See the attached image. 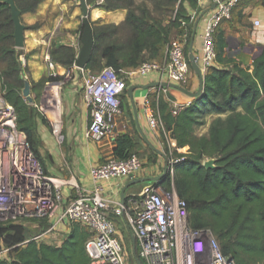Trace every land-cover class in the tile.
Wrapping results in <instances>:
<instances>
[{
    "label": "trees",
    "instance_id": "1",
    "mask_svg": "<svg viewBox=\"0 0 264 264\" xmlns=\"http://www.w3.org/2000/svg\"><path fill=\"white\" fill-rule=\"evenodd\" d=\"M4 1L0 0V64L6 61L0 72L4 98L15 111L17 128L26 134L32 152L48 174L46 161L40 154L42 141L38 132V121L44 120L22 97L24 84L19 74L20 57L14 48L13 24ZM43 1L14 0L22 15L34 12ZM162 1L170 7L178 5L172 21L154 20L146 9L137 14L133 0H105L101 7L107 10L124 7L128 16L120 27L90 24L94 50L84 71L99 73L107 68L119 76L122 72L136 69L143 59L160 60L171 41L172 32L182 29L188 32V44L185 45L187 59L196 21L192 20L191 13H200L197 0ZM242 3L256 5L257 2L240 0L233 12ZM257 4L264 8V0ZM237 17H241V12ZM226 21L215 32L218 67L203 75L201 96L188 106H180L175 113L161 96L153 106L162 124V137L175 141L176 152L183 151L175 158H184L174 167L173 177L167 173L159 185L169 190L173 182L178 198L186 205L190 229L210 231L223 256L232 258L235 264H264V45L251 70L226 58L225 39L220 32ZM84 23H81L80 34ZM117 32L126 34V40L121 43L116 40ZM51 49L52 61L65 69L74 65L76 54L70 47L52 46ZM10 78L12 81H8ZM47 81V78H42L37 83L31 82V94ZM126 90L121 103L126 99ZM169 92L172 91L167 90V99L174 101ZM208 115L217 117L205 135L196 136V127ZM223 115L225 118L221 119ZM140 141L137 131L135 137L119 135L115 139L113 157L126 160L136 155ZM147 150L155 157L150 162L155 161L157 155L151 149ZM211 159L215 160L214 168L207 170L203 163ZM32 221L37 224L38 234L47 226L46 221ZM124 229L130 236V232ZM29 239L31 234L24 224L0 226V242L11 249L9 260H0V264H96L87 251L91 234L83 227L71 226L59 247L36 242L25 244ZM137 254L136 246L135 257Z\"/></svg>",
    "mask_w": 264,
    "mask_h": 264
},
{
    "label": "built area",
    "instance_id": "2",
    "mask_svg": "<svg viewBox=\"0 0 264 264\" xmlns=\"http://www.w3.org/2000/svg\"><path fill=\"white\" fill-rule=\"evenodd\" d=\"M104 1L90 3L84 0V3L93 9ZM239 1L212 0L214 13L203 31L200 54L195 55L203 75L216 66L215 32L223 21L230 19ZM258 26L259 23L254 22V27ZM185 45L180 38L172 39L166 46L163 63H141L136 69L125 72L127 79H143L159 74L165 82L185 88L192 72L186 59ZM66 70L70 72L67 71L62 80L54 82L50 80L54 77L50 76L38 98H33L31 94L32 104L24 99L51 127L56 146L59 147L63 140L61 90L75 71L80 74L89 118L86 138L96 142L115 140V120L126 90L125 81L107 68L88 74L74 64ZM145 106L148 129L155 134L159 128L162 129V124L158 114L149 108V102L146 101ZM178 109L179 106L175 107L173 113ZM166 161L167 173L173 177L174 167L184 158L168 156ZM143 169L144 163L135 154L126 160L111 157L92 167L90 176L96 183L136 180L140 179ZM59 210L62 220L70 228L77 225L90 232L88 245L93 253L88 251V245L87 251L96 264H132V257L118 233L119 220L135 239L139 264H235L232 258L222 255L210 231L190 229L186 205L178 198L174 188L167 192L159 182L148 183L139 194L126 197L123 204L112 205L101 196L99 187L86 193L73 177L63 179L46 174L32 152L26 134L17 128L15 111L0 88V226L21 224L27 220L46 221V228L25 244H49L55 229L47 222ZM203 233L204 237H199ZM10 250L4 248L2 251L8 253Z\"/></svg>",
    "mask_w": 264,
    "mask_h": 264
},
{
    "label": "crops",
    "instance_id": "3",
    "mask_svg": "<svg viewBox=\"0 0 264 264\" xmlns=\"http://www.w3.org/2000/svg\"><path fill=\"white\" fill-rule=\"evenodd\" d=\"M93 1L87 0L90 3ZM133 2L135 6L138 5L135 0ZM197 3L200 9L198 16L202 12L206 11L207 13L199 21L196 29L193 45V52L196 56L200 54L203 31L215 9L212 0H197ZM82 6L80 0H44L37 6L34 12L21 15L23 25L28 28L24 33L23 51L29 57L27 66L29 76L33 82H38L40 79L49 78L50 76L62 80L65 78L66 72H70V70H66L49 58V49L52 46L54 48L61 46L70 47L77 58L81 47L82 34H80L79 29L81 26ZM85 7L88 10L89 23L95 27L108 25L120 27L125 23L128 16V10L124 7L109 10L101 6L89 9L87 4H85ZM195 14L196 12H192L191 17ZM254 22H258L259 26L254 27ZM33 26H37V28L35 30L29 29ZM220 32L223 33L225 39L224 56L235 60L242 68H250L251 70L253 61L260 56L264 45V8L262 6L252 7L247 5L242 8L240 18L237 17L236 12H233L231 20L226 21L222 25ZM176 35L175 32H172L170 40L177 38ZM164 55L165 50L163 57ZM50 64L53 66L52 69H50ZM216 67L218 66L216 65ZM127 80V88L134 85L165 82V79H161L159 74H152L143 79ZM70 82L68 88L64 90L65 104L63 111L65 115L64 119L67 122L63 124L62 128V133L64 134L62 138L63 140L66 139L67 144L63 149L60 147V151H58L60 155L57 152V155H59L57 158L58 162L61 163L62 167L66 168L68 173L62 169L63 173L61 174L66 177L69 174V178L73 177L78 182L82 191L86 193L94 192L99 187L101 189V196L108 199L112 205L120 203L121 191L130 182L129 179L96 183L90 176V169L92 167L113 157L112 151L115 146V140L96 142L86 138L85 133L89 127V118L83 100L79 72H72ZM185 88L192 93L197 92L199 88L198 79L192 72L189 76L188 85ZM166 94L167 90L164 91L161 88L136 90L133 94V103L129 101L126 95V104L120 107V112L115 120V139L119 135L124 134L135 137L137 120L148 141L156 149L160 150V144L162 138H164L162 137L163 130L159 128L155 134L150 133L147 124L148 111L145 102H149V108L156 112L153 106L157 103L160 96L169 104L171 109L178 106H188L195 100L177 91H172L169 94L174 98V101H169ZM170 143L173 147L176 144L174 140H170ZM139 145L146 150L149 148L142 139ZM143 163L144 169L140 178L160 176L165 165L164 160L158 156L150 165L148 161ZM144 186L135 185L129 187L125 192V198L139 194ZM61 215L62 212L59 210L47 222L55 229L54 234L50 237V241H54L56 244L60 243V245L70 232L69 225L62 220ZM91 249L90 245H88V251L93 253ZM129 255L133 259L132 264L139 263L132 254L131 243Z\"/></svg>",
    "mask_w": 264,
    "mask_h": 264
},
{
    "label": "rangeland",
    "instance_id": "4",
    "mask_svg": "<svg viewBox=\"0 0 264 264\" xmlns=\"http://www.w3.org/2000/svg\"><path fill=\"white\" fill-rule=\"evenodd\" d=\"M255 1L257 3L258 2L260 3L261 0H255ZM135 2H137V4H138V5L135 6V10H136L137 14L140 15L141 14V10L142 9H146L147 12L149 13L150 17L152 19H154V20L166 19L167 21L168 20L172 21L174 19V17H175V11H176V8L178 6V5H174V6L170 7V6H168L167 2L162 1V0H135ZM257 3H256V5H254V3H252V4L251 3H242V4H240V6H238L236 8L235 11L237 12V15H238V14H240L242 8H244L245 6L250 5L252 7H257L259 5ZM197 18H198V13H196L195 16H194V19H197ZM83 21L84 22H89V14H88V10L85 7V5L82 6L81 23ZM174 32H175V34H177L176 37L180 38L182 41H184V43L187 46V44H188V41H187L188 32H187V30H185V29L183 30L182 29V30H179L178 32L177 31H174ZM126 37H127L126 34H124L123 32H117V34H116V36L114 38L116 40L120 41V43H121L123 39L126 40ZM15 50L19 53V57H20L19 58V74H20V76L23 75V77L27 81L33 82L31 80V77L29 76V71H28V66H27V61H28L29 57L26 54H24L23 49H15ZM51 50L52 49L50 47V49H49V58L50 59L52 58L51 54H50ZM187 55H188V53H187ZM164 60H165V58H163V59L161 58V60H158V62L159 63H163ZM144 62H151V60L146 58V59L142 60V63H144ZM5 64H6V61H4L2 64H0V72H1L2 68L5 66ZM88 74H96V73L89 72ZM118 77L125 81L126 86L128 85V80H127V76H126L125 72L120 73ZM53 79H55L54 82L58 81V79H56V78H53ZM8 81H12V78H10V80H8ZM33 83H37V82H33ZM70 83H71L70 81H67L66 83H64L63 87H62V90H61V98H62L63 108H64V104H65V97H64L65 92H64V90L66 88H68ZM44 84H43V86L40 89L32 92L33 98H35L36 96H39L42 93ZM0 88H1V91L4 92L2 90L1 80H0ZM125 104H126V99H123L122 103L120 104V107H122ZM64 116L65 115H64V111H63L62 112V122H63V124L67 122L66 119H64ZM216 117L217 116H215V115H208L205 118L201 119L200 125L197 126L196 129H195L196 136L201 137V136L205 135L207 133V131H208L209 125L211 124L212 120H214ZM224 118H225V115L221 116V119H224ZM38 132H39V135H40V139L42 141V147L40 149V154L42 155V158H44L45 161H46L47 169H48V175H50L52 177L53 176L54 177L57 176V177H61L63 179H68L69 178V174L67 175V177L66 176H62V174H61V173H63L62 169L65 170L64 172L68 173V171H66V168L62 167L60 165L61 163L58 162V160H57L58 156L60 155V152H58V151H60V147H62V149H63V147L66 146V144H67L66 139L62 141L61 145L58 148L56 146L55 139L52 136L51 127L49 125L45 124L40 119L38 121ZM62 136H64L63 133H62ZM160 150H162V152L165 154L166 158L168 156H171V157L175 158L176 154L183 153L182 150H178L176 152L175 147H173L171 145L170 140H169L168 137L166 139L162 138V142L160 144ZM57 152L59 153V155H57L58 154ZM46 155H48L49 157H47ZM136 155L141 159L142 162L148 161L149 165L151 164V162H149L150 159L151 158L155 159V157L152 156L149 153L148 150L142 148L141 145L138 146V149L136 151ZM206 161L207 160H205V162ZM140 185H147V184H140ZM172 188H174L173 182L171 183L170 189H172ZM165 190L167 192H169V190H167V189H165ZM21 224H24V226L29 229L30 234H31V238L38 234L37 233V229H36L37 228V224H36L35 221L27 220V221L21 222ZM15 225H19V224H15ZM117 227H118V233H120V235H121L124 247H125L126 251L129 254L130 253L131 236H129L128 233L125 231L121 221L117 222ZM199 237H204V233L200 234ZM50 242H49V244L56 245V242H54V241L51 242V243ZM4 248L5 247H4L3 243L1 242L0 260H5V258H7L9 256V252L8 253H3L2 250Z\"/></svg>",
    "mask_w": 264,
    "mask_h": 264
},
{
    "label": "water",
    "instance_id": "5",
    "mask_svg": "<svg viewBox=\"0 0 264 264\" xmlns=\"http://www.w3.org/2000/svg\"><path fill=\"white\" fill-rule=\"evenodd\" d=\"M82 5L84 4V0H80ZM4 4L8 6L10 10V16H11V22L13 24V43L15 49H23L24 48V33L28 28L23 25L21 20V12L18 10V8L15 5L14 0H5ZM207 12H202L198 18L196 19L194 25H193V32L191 37V42L188 48V62L190 65V69L194 76L197 77L199 82V88L197 92L192 93L188 91L186 88L171 84L168 82H159V83H151L148 85H134L127 88V97L131 103H133V94L136 90H147L150 88H161V89H167L172 91H177L189 98L197 99L201 96L203 91V74L198 66L197 58L193 53V45H194V39L196 34V29L198 26L199 21L203 18V16ZM94 50V40L92 35V29L89 22L84 23L83 32L81 35V47L78 53V56L75 60V67L78 69H85L86 65L89 63L92 53ZM21 79L24 84V88L22 90V97L29 103L32 104V98H31V82L27 81L23 75H21ZM136 128L138 131V134L140 138L147 144V146L154 152L158 157L162 158L164 160V168L163 172L160 176L153 177V178H140L136 180H130V182L122 189L120 194V202L123 204L125 199V192L126 190L135 185L140 184H148V183H155L160 182L162 179H164L167 176V161L165 154L161 151L156 149L146 138L145 134L143 133L142 129L139 126L138 121L136 120ZM214 161L213 159L207 160L203 163V167L205 169H213L214 168ZM131 244H132V254L135 257V248L136 243L134 237H131ZM136 258V257H135ZM139 264V263H138Z\"/></svg>",
    "mask_w": 264,
    "mask_h": 264
},
{
    "label": "bare ground",
    "instance_id": "6",
    "mask_svg": "<svg viewBox=\"0 0 264 264\" xmlns=\"http://www.w3.org/2000/svg\"><path fill=\"white\" fill-rule=\"evenodd\" d=\"M59 103V102H58Z\"/></svg>",
    "mask_w": 264,
    "mask_h": 264
}]
</instances>
